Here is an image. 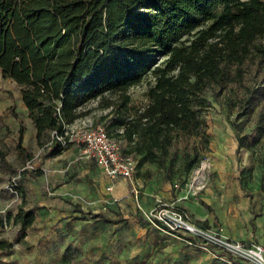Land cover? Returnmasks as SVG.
Listing matches in <instances>:
<instances>
[{
    "label": "trees",
    "instance_id": "trees-1",
    "mask_svg": "<svg viewBox=\"0 0 264 264\" xmlns=\"http://www.w3.org/2000/svg\"><path fill=\"white\" fill-rule=\"evenodd\" d=\"M263 40L264 0H0V71L20 86L37 143L44 133L63 134L92 115L117 130L129 145L122 151L137 165L163 163L178 138L191 145L188 161L197 162L210 140L207 95L216 97L228 85L239 115L256 112L249 143L258 142L264 135ZM147 75V102L130 112L129 89ZM245 139L237 137V148ZM50 140V153L59 152L61 142ZM16 148L24 150L21 133ZM259 184L264 189V166ZM34 218L21 200L5 220L23 231ZM9 246L0 240V249Z\"/></svg>",
    "mask_w": 264,
    "mask_h": 264
},
{
    "label": "rangeland",
    "instance_id": "rangeland-1",
    "mask_svg": "<svg viewBox=\"0 0 264 264\" xmlns=\"http://www.w3.org/2000/svg\"><path fill=\"white\" fill-rule=\"evenodd\" d=\"M150 79L147 75L141 83L129 89L130 112L147 102L146 87ZM207 96L209 104L204 108L203 116L210 140L197 162L188 161L191 145L185 146L183 138H178L168 147L163 163L145 161L136 164L132 176L126 177L127 191L116 194L113 188L107 190L106 179L110 177L92 162L86 174L76 176L80 182L81 177L84 178L88 193L76 198L68 195L55 197L40 189L51 181L74 176L70 172H77L87 163L81 157L84 155L81 144L61 143L62 149L52 155L50 147L55 143L50 140V133H44L37 143L31 133V119L25 107L23 109L20 86L0 71V150L3 153L0 155V209L8 204L9 212H16L18 204L24 200L25 208L28 206L35 213L31 225L21 231L17 223L5 220L6 214L2 213L5 209L0 210V218L4 220L0 223V240L11 242V246L0 249V264H211L215 259L234 264L227 254L211 247V261L207 262L203 258V249L194 246V242L163 230L152 217L156 197L184 208L197 223L199 221L180 202L198 199L205 205L202 200L205 198L212 204V207L206 206L208 210L217 211L222 216H235L241 224L239 230L248 233L247 237L233 239L246 244H264V189L259 184L264 166V135L258 142L249 143L255 135L256 112L238 114L233 103L235 92L230 85L216 97ZM103 112L97 111L96 114ZM96 125L103 126L110 136L119 140L123 149L129 148L127 142L115 134L116 129L107 130L103 121L92 115L69 126ZM19 133L24 148L22 153L16 148ZM241 134H245L246 143L237 148V137ZM68 147L75 149L71 148L74 150L67 153L64 150ZM74 156L76 160H73ZM200 166L206 184L216 181L218 171L213 169L214 166L224 167L227 174L235 171L245 194L252 198L248 207L238 206L235 212L230 203L239 205L238 197L225 198L218 190L210 192L207 185L194 187L192 179ZM96 177L105 180L99 184ZM151 181L166 184L168 197L160 192L163 197L155 195L152 206L149 199L137 202L133 197L135 182L144 189ZM103 217L115 222H107ZM220 224V219L215 216L212 224L203 225L221 228Z\"/></svg>",
    "mask_w": 264,
    "mask_h": 264
},
{
    "label": "built area",
    "instance_id": "built-area-1",
    "mask_svg": "<svg viewBox=\"0 0 264 264\" xmlns=\"http://www.w3.org/2000/svg\"><path fill=\"white\" fill-rule=\"evenodd\" d=\"M50 133L62 144L80 143L82 153L93 159L110 178L131 177L136 169L137 160L133 154L123 152L120 141L110 136L101 125L76 128L67 125L63 134H58L55 130ZM107 188L110 189V185ZM133 192L137 196L136 185L133 186ZM153 209L154 221L168 233L200 247L217 248L228 255L229 261L233 258L244 264H264V244H246L225 236L221 233V228L197 223L184 208L163 202L157 197Z\"/></svg>",
    "mask_w": 264,
    "mask_h": 264
},
{
    "label": "crops",
    "instance_id": "crops-1",
    "mask_svg": "<svg viewBox=\"0 0 264 264\" xmlns=\"http://www.w3.org/2000/svg\"><path fill=\"white\" fill-rule=\"evenodd\" d=\"M22 101V99H21ZM23 103V109L26 106ZM27 111V109H26ZM24 112V110H23ZM27 113V112H26ZM32 122V121H31ZM31 133H33L34 137H35V141L37 142V138H36V128L34 127L33 123L31 126ZM236 147V146H235ZM75 147H68L67 149H65L64 151H67V153L70 152V149ZM74 149H71L72 151ZM50 151H51V147H50ZM59 152L55 153L58 154ZM75 154V152H74ZM54 155V154H52ZM83 157V160L86 164H83V166H81V168L78 169L77 172H70V175H72V173H74L75 175L72 177H66L63 179H59L56 181H51L50 183H47L46 185H43V189L40 191L41 192H46L49 194H52L55 197L58 196H63V195H68L71 197H78L80 195H83V193H88V186L86 185V183L84 182V178L81 177V182L77 181L78 177L76 178V176H78L80 173H85L88 172V168L89 164L94 162L96 164V162L83 155L81 156ZM76 160L77 158L74 156L73 160ZM49 161V160H47ZM50 163V162H49ZM85 166V167H84ZM228 167V165H227ZM44 169V168H43ZM213 169L217 170V174H216V181L215 182H211L210 184L207 183L206 184V180H203V186L207 185V188L210 192H214L215 190H218L222 193V195L225 198H230L231 200L233 199V197H238L240 199V203L239 205L237 203H230L231 207L234 208L235 212H237V208L238 206H242V207H248V203L250 201L249 195L245 194V189H243V187L241 186V183L239 181V177L237 176L235 171H230L229 174H227L226 170L224 169V167H222L221 169L218 168L217 166H214ZM220 171V172H219ZM206 178V176H205ZM97 180H99V184L102 183L103 179L102 177H96ZM105 180V179H104ZM107 185L105 186V188L107 190H112V188L116 191V194L119 192H123V191H127L128 188V184H127V180L126 178H122V177H114V178H107ZM111 186L110 189L107 188V186ZM135 185L138 188V194L135 197L133 195L134 198H136L137 202H141L145 199H149L151 206L153 205L154 202V196L155 195H160V192L165 193L164 197H168V193L167 191H165L167 185L163 184V183H157L154 181L151 182H147L146 186L144 187V189H141V184L135 182ZM254 187V184H252ZM253 189H256L255 187ZM163 197V196H162ZM223 197V198H224ZM202 200L206 203L205 205L199 201L198 199H187V200H181L180 203H182V205L184 207L187 208V210H189L191 212V214L195 217L196 220L199 221V223L201 224H212V221L215 219V216H217L220 221H221V233L225 236L231 237V238H239L241 239L242 237H247L248 233H245L243 230L240 231L239 228L241 227L239 220L234 216H222L220 215L217 211H213V210H208V208H206V206L210 205L212 207V204L209 200H206L205 198H202ZM25 207V205H24ZM3 208L5 209L3 211ZM27 208H29L27 206ZM32 209V208H30ZM50 209V208H49ZM249 209V208H248ZM1 211H3V214H6L7 212H9V208H8V204H4V206L1 207L0 209ZM6 211V212H5ZM1 219V218H0ZM4 220H2L3 223ZM1 223V224H2ZM113 223V222H112ZM159 232V231H158ZM164 235V233H163ZM174 244V243H173ZM194 246L199 247L201 249H203V258L206 259L207 262L211 261V255H210V249L211 248H203L198 246L195 243H192ZM214 256V254H213Z\"/></svg>",
    "mask_w": 264,
    "mask_h": 264
},
{
    "label": "bare ground",
    "instance_id": "bare-ground-1",
    "mask_svg": "<svg viewBox=\"0 0 264 264\" xmlns=\"http://www.w3.org/2000/svg\"><path fill=\"white\" fill-rule=\"evenodd\" d=\"M204 165V161L202 162V167ZM201 166L196 169L195 175L192 179L194 187H202L203 186V180L205 179L204 173L201 171ZM198 184H201L198 186Z\"/></svg>",
    "mask_w": 264,
    "mask_h": 264
}]
</instances>
